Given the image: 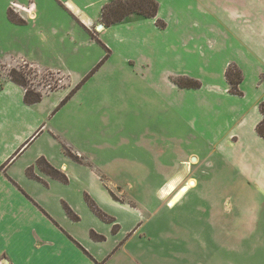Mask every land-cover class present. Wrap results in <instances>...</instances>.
Instances as JSON below:
<instances>
[{"label": "crops", "instance_id": "crops-1", "mask_svg": "<svg viewBox=\"0 0 264 264\" xmlns=\"http://www.w3.org/2000/svg\"><path fill=\"white\" fill-rule=\"evenodd\" d=\"M109 1L0 0V65L28 64L70 82L36 88L41 99L26 103L22 85L0 79V264H104L119 252L141 264L127 244L155 237L156 228L145 225L163 207L183 212L163 235L171 241L181 234L183 256L196 252L197 264L216 257L213 246L222 237L255 233L264 248V136L256 131L264 101V0H233L223 16L217 0H195V7L156 0L155 17L130 14L105 24ZM10 10L20 22L8 17ZM185 27L206 34L196 42L197 69L173 62L174 55L191 56L179 41ZM232 65L241 72V94L226 79ZM182 76L200 85L180 86L175 80ZM216 91L225 97L220 106ZM248 97L247 109L229 104ZM189 129L215 154L202 155L199 143L190 148ZM39 156L67 180L38 168ZM199 156L203 162L217 156L216 167L192 168ZM87 198L110 218L102 219ZM91 231L104 238L93 239Z\"/></svg>", "mask_w": 264, "mask_h": 264}, {"label": "rangeland", "instance_id": "rangeland-1", "mask_svg": "<svg viewBox=\"0 0 264 264\" xmlns=\"http://www.w3.org/2000/svg\"><path fill=\"white\" fill-rule=\"evenodd\" d=\"M206 1V0H205ZM168 4H177V5H188L195 7L196 1L195 0H167ZM213 3V2H210ZM214 4V3H213ZM230 5H233V0H217L215 1L214 8H216V13L221 14V16L226 15L229 12ZM195 12V13H194ZM190 13L187 16V19H193L196 16V13L198 11H194ZM173 19V17H172ZM175 30L173 27H170V34H173ZM206 38V34L202 33L201 31L197 30V28H183L180 32V43H183L184 45H181L182 48L188 49L189 53L191 54L189 61L186 59H183L179 56H173V62L174 64H183L185 67L190 66L192 68L197 69L198 65L196 64V60L198 58V48L196 45V42L199 39ZM89 52L93 53V49H87ZM71 67L74 66V61L71 63L69 62ZM218 65V64H217ZM217 65L212 64L210 65V70H212V75L214 78L217 79ZM11 68L18 69L19 72H23L24 76L27 79V84L30 88H33L36 90V88L40 90H49V89H55L59 88L61 86L67 87L70 82L62 75L56 74L54 72H38L34 67L28 65L19 63L18 65L11 66V65H0V79H2L5 75L9 76V70ZM216 72V73H215ZM78 81V80H77ZM37 89V90H38ZM71 89V87H70ZM213 99L217 102L216 105L220 106L221 104L225 103V97L216 91V93L212 94ZM192 99H190L191 101ZM229 104L233 106H246V109L251 106L250 103V97L247 98L246 101H240V100H231L229 101ZM213 105L210 106V109L212 110ZM251 111V110H250ZM209 112L206 114V119L211 122H213L210 119ZM251 113H246L245 118H250ZM174 118H175V114ZM190 116H192V113H190ZM216 121L217 124L220 126V129L225 130L227 128V123L225 122V119L221 116V114H216ZM193 119L190 118V122H192ZM205 119H203L204 121ZM175 121V120H174ZM215 121V122H216ZM214 123V122H213ZM219 132V131H218ZM189 142H190V148L195 147L196 143H199L201 145L200 151L202 155H213L215 154L214 150H212L211 144L206 142V144H201L202 140H197L194 138V135L189 129ZM218 153V152H216ZM172 163H170L173 166V161L175 156H171ZM202 156H199V160L195 163H191L192 168H208L211 169L217 160V156H205L207 157V160L203 162ZM221 159L223 156H219ZM192 159V158H191ZM158 158V164L161 163ZM37 166V165H36ZM211 166V167H210ZM38 167V166H37ZM115 167V166H114ZM39 168V167H38ZM228 198V194H224L222 196V200ZM247 198H249L247 196ZM181 219L183 217V212L176 207L175 209L169 211L168 209H165L163 207L162 209L158 210L153 215V223L151 225L146 223L145 228L151 230L156 228V232H158L155 237H153L150 241L145 240L143 238L138 241V239H134L130 241L127 244V247L129 249H132L134 252L137 253L138 259L140 260L141 264H197L195 262V259L197 258V253L194 252V255L192 253V256L184 257L183 256V244L184 241L181 239V234H177L176 239H173L170 241V239H166L163 235L164 232H170V220L172 218ZM184 218V217H183ZM173 220V219H172ZM155 222V223H154ZM78 230V229H77ZM80 233L81 231L78 230ZM180 233V231H178ZM222 242H220L219 246H216L214 248V254L216 255L215 258L207 257L205 258L206 264H225V261L232 260L236 264H264V248L262 247L260 236L252 234L249 238H226L222 237L220 238ZM102 247H98L97 249L101 251ZM120 253V252H119ZM118 253V254H119ZM118 254L114 255L112 259H110L108 262L104 264H134L132 263V260L128 258L127 252H124L122 256L118 257Z\"/></svg>", "mask_w": 264, "mask_h": 264}, {"label": "trees", "instance_id": "trees-1", "mask_svg": "<svg viewBox=\"0 0 264 264\" xmlns=\"http://www.w3.org/2000/svg\"><path fill=\"white\" fill-rule=\"evenodd\" d=\"M158 9V2L156 0H110L106 4H104L102 8V21L105 24H111L117 21H120L126 16L130 14L141 15L145 17H155ZM8 17L12 21L20 22L21 20L16 17L14 12L10 10L8 12ZM159 26L163 24L162 21L157 20ZM91 35L94 36L93 33ZM101 60L100 62H102ZM9 77L17 82L18 84L22 85L25 89L24 91V101L26 103H33L39 101L41 99L42 93L37 91L33 88H30L27 84V79L24 76L23 72H19L16 68H11L9 70ZM226 79L230 85V90L232 93L241 94L240 89L238 88V83L241 80V72L236 66H229L226 70ZM178 85L180 86H187V87H198L200 82L196 79L190 77H178L175 80ZM83 83V79L75 84L70 91L64 96L61 100V104L67 101L70 96L80 87ZM259 109L262 114L261 120L256 125V131L260 136H264V101L259 103ZM65 153L74 158L79 159L77 155H75L70 148L64 145ZM36 165L46 174L59 179L60 181L65 182L67 180L66 175L58 168L53 166L44 156H39L36 160ZM33 166L28 168V175L32 174ZM88 204L94 209V211L104 220H108L110 217L102 212L94 203V201L90 198H87ZM68 214L75 218L76 216L72 213V211L66 207ZM91 237L96 240H102L104 238L103 235L97 234L94 231H91Z\"/></svg>", "mask_w": 264, "mask_h": 264}, {"label": "bare ground", "instance_id": "bare-ground-1", "mask_svg": "<svg viewBox=\"0 0 264 264\" xmlns=\"http://www.w3.org/2000/svg\"><path fill=\"white\" fill-rule=\"evenodd\" d=\"M190 181V180H189ZM186 183V182H185ZM194 183V181L192 182V183H189V184H193ZM183 187V186H182ZM173 202V199L171 200V202L170 203H172Z\"/></svg>", "mask_w": 264, "mask_h": 264}, {"label": "water", "instance_id": "water-1", "mask_svg": "<svg viewBox=\"0 0 264 264\" xmlns=\"http://www.w3.org/2000/svg\"><path fill=\"white\" fill-rule=\"evenodd\" d=\"M101 26H102V24H99V25H98V27H101Z\"/></svg>", "mask_w": 264, "mask_h": 264}]
</instances>
